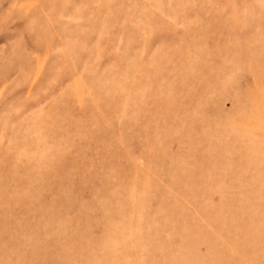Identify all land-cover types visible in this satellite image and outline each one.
<instances>
[{
	"label": "rangeland",
	"instance_id": "374dc122",
	"mask_svg": "<svg viewBox=\"0 0 264 264\" xmlns=\"http://www.w3.org/2000/svg\"><path fill=\"white\" fill-rule=\"evenodd\" d=\"M0 264H264V0H0Z\"/></svg>",
	"mask_w": 264,
	"mask_h": 264
}]
</instances>
